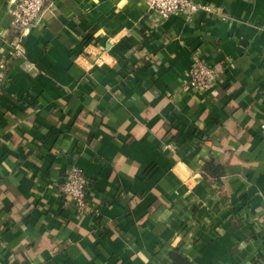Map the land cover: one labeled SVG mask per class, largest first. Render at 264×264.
<instances>
[{
  "label": "crops",
  "instance_id": "0c3cea01",
  "mask_svg": "<svg viewBox=\"0 0 264 264\" xmlns=\"http://www.w3.org/2000/svg\"><path fill=\"white\" fill-rule=\"evenodd\" d=\"M0 0V264H264V0ZM194 57L217 73L185 88ZM211 159L226 168L204 175ZM72 166L92 211L59 192Z\"/></svg>",
  "mask_w": 264,
  "mask_h": 264
},
{
  "label": "built area",
  "instance_id": "2783aa9c",
  "mask_svg": "<svg viewBox=\"0 0 264 264\" xmlns=\"http://www.w3.org/2000/svg\"><path fill=\"white\" fill-rule=\"evenodd\" d=\"M147 6L157 12L162 18L169 19L174 15H212L215 9L193 0H144ZM48 0H16L13 11V29L19 34L18 44L14 53L22 55V39L26 38L35 22L45 10ZM7 82V64L0 59V89ZM217 82L216 70L208 65L203 58L194 57L191 63L186 89L205 92ZM59 192L66 202L72 204L79 215L97 213L92 211L88 199L89 180L78 166H72L64 180L59 184Z\"/></svg>",
  "mask_w": 264,
  "mask_h": 264
},
{
  "label": "trees",
  "instance_id": "16d2710c",
  "mask_svg": "<svg viewBox=\"0 0 264 264\" xmlns=\"http://www.w3.org/2000/svg\"><path fill=\"white\" fill-rule=\"evenodd\" d=\"M203 171H204V175H208L216 179H219L220 177L226 174V168L213 159L206 162Z\"/></svg>",
  "mask_w": 264,
  "mask_h": 264
}]
</instances>
